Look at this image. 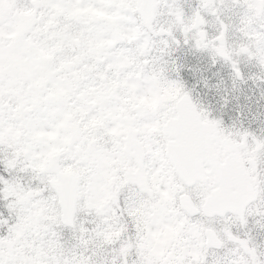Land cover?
Wrapping results in <instances>:
<instances>
[{
    "label": "snow or ice",
    "instance_id": "1",
    "mask_svg": "<svg viewBox=\"0 0 264 264\" xmlns=\"http://www.w3.org/2000/svg\"><path fill=\"white\" fill-rule=\"evenodd\" d=\"M14 2L0 0V8ZM217 2L225 0H198V5L207 9ZM149 3L153 8L167 4L174 11L173 25L182 24L179 36L171 26L152 24L154 43L144 57L160 81L177 92L172 115L178 119L151 134L143 131L151 119H143L130 144L114 139L98 145L92 161H61V170L80 169L65 181L67 189L50 179L57 173L42 172L36 160L14 156L0 144V264H264V239L243 231L253 206L264 204V113L253 116L258 130L242 119L228 123L214 115L192 97L176 59L189 47L210 50L213 63L220 57L231 64L235 86L243 72L227 47V26L221 21L222 30L210 37L199 8L183 24L178 0ZM233 3L252 12L240 18L247 41L240 51L264 69V32L252 27L264 14L255 0ZM5 23L0 16V33L7 31ZM28 41V34L15 40L0 34V73L11 59L26 57ZM131 47L142 52L143 38ZM133 169L138 176L130 174ZM85 209L89 220L81 218ZM257 215L264 220V210ZM173 220L182 226L169 249L174 254L153 252L147 241ZM261 220L254 223L264 231ZM64 230L75 241L71 247Z\"/></svg>",
    "mask_w": 264,
    "mask_h": 264
},
{
    "label": "rangeland",
    "instance_id": "2",
    "mask_svg": "<svg viewBox=\"0 0 264 264\" xmlns=\"http://www.w3.org/2000/svg\"><path fill=\"white\" fill-rule=\"evenodd\" d=\"M138 1L15 0L11 7L0 8V16L6 21L4 28L7 29L0 34L9 40H15L24 34L29 37L26 57L22 60L11 59L6 69L0 73V144L7 145L14 156L24 155L36 160L40 169L52 153L58 154L59 169L61 161L82 163L95 159L96 129L93 134L89 133L91 128L96 126L91 124L94 121L92 118L99 112L92 109L99 107L103 113L115 114L112 120H108L109 124L115 122L117 104L107 99L118 83L121 82L125 87L124 91L129 94V98L134 93L136 97L143 98L148 92L147 78L138 72L139 65L134 63L137 54L131 47L143 38L144 49L142 52L137 50L144 58L149 48L145 41L146 36L149 33L153 38L151 28L143 31L139 29L141 24L138 27L133 24L131 14L136 13ZM53 3L55 6H52ZM201 8L208 12L212 5L207 9ZM28 13L35 17L31 27L16 36L20 14ZM170 13L174 15L171 9ZM160 26L165 29L170 27L167 23ZM114 29L127 38V43L121 51H116ZM39 53L49 57L50 63L44 65L38 57ZM126 62L134 63L133 73L121 78L120 74L114 71L117 81L108 85V79L113 80L115 77L107 73ZM88 63H91V66ZM151 72L155 74L156 70ZM95 82L97 84L93 88L92 83ZM157 82L162 90L172 88L162 83L158 76ZM82 85L85 89L89 86L91 89L84 91ZM141 107L143 118L148 119L147 104H142ZM79 113L85 117V127L81 130L80 139L71 141L67 148L68 126L78 125L76 116ZM117 122L120 123V120ZM132 123L133 121L129 120L130 132H127V140L135 137ZM126 125L115 130V138L118 132L125 131ZM63 171L78 174L80 169L70 165ZM81 215L84 220L91 219L87 209ZM221 224L222 221L218 222L216 227L219 228ZM181 228L182 226L174 220L163 225L156 235L147 241L148 247L159 255H168L170 247L178 242L177 235L174 234L180 233ZM252 228L248 227L247 230L251 229L252 235L260 239L259 227L256 225ZM182 256L181 248L176 252V257L180 260Z\"/></svg>",
    "mask_w": 264,
    "mask_h": 264
},
{
    "label": "water",
    "instance_id": "3",
    "mask_svg": "<svg viewBox=\"0 0 264 264\" xmlns=\"http://www.w3.org/2000/svg\"><path fill=\"white\" fill-rule=\"evenodd\" d=\"M146 3L149 4V5H148L149 8H147V9H146V7H145V4H146ZM142 5H143V7L145 8V9H143V17H144L145 20L147 21V20H148V16H149L150 12L152 11L153 7L150 5L149 0H144ZM23 19H26V18L23 17ZM25 24H26V26H27V25H28V22L25 21ZM26 26H25V27H26ZM25 27H24V28H25ZM70 135H71V137H75V135H74L73 132H71ZM49 159H50V161H49V165H48V167H47V170L55 171L54 169H55L56 155H54V154L51 155V157H50ZM70 177H73V175H72V174H65V173H61V172H59L58 175H57V180H52V181H54V182H56V183H58V184L63 185V186L67 189V185L65 184V181H66L68 178H70ZM212 204H214V203H213L212 201H210V206H211Z\"/></svg>",
    "mask_w": 264,
    "mask_h": 264
},
{
    "label": "flooded vegetation",
    "instance_id": "4",
    "mask_svg": "<svg viewBox=\"0 0 264 264\" xmlns=\"http://www.w3.org/2000/svg\"><path fill=\"white\" fill-rule=\"evenodd\" d=\"M263 2H264V0H263ZM262 12L264 13V4H263V9H262Z\"/></svg>",
    "mask_w": 264,
    "mask_h": 264
}]
</instances>
